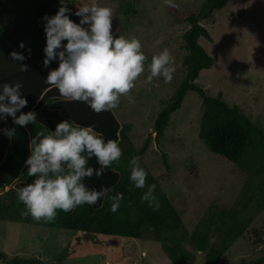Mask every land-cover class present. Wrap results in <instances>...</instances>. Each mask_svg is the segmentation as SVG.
Returning a JSON list of instances; mask_svg holds the SVG:
<instances>
[{
  "label": "rangeland",
  "instance_id": "374dc122",
  "mask_svg": "<svg viewBox=\"0 0 264 264\" xmlns=\"http://www.w3.org/2000/svg\"><path fill=\"white\" fill-rule=\"evenodd\" d=\"M123 1L134 11L120 12V0H96L112 8L113 34L136 37L146 56L145 71L112 110L120 124L129 125L121 158L130 160L128 146L137 149L148 139L144 152L136 156L138 164L152 174L188 231L209 210L225 209L227 216L232 214L230 220L243 228L214 264H250V260L264 257V174L257 167L245 171L209 151L198 139L203 105L195 91L183 96L179 108L170 114L163 133L154 140L153 119L184 74L182 34L189 24L171 14L163 0ZM91 2L71 0L69 6L74 11L79 3ZM175 3L179 8L196 9L200 0H175ZM54 4L47 7L50 15ZM3 9L0 1V25L6 29ZM73 17L78 22L79 18ZM200 24L207 29L211 40L199 37L198 42L212 57V64L200 70L195 81L210 95L220 93L229 105L237 106L264 130V0H228L209 18L200 20ZM164 48L174 58L173 78L165 83L162 77H154L148 83L145 81L149 74L147 64L152 55ZM176 233L181 244L192 251V264H209L206 251L192 250L180 230ZM210 233L209 242L218 245L219 237L215 232ZM0 251L7 259L32 257L48 264H172L148 232L139 238L82 234L1 219ZM7 259L0 257V264H14ZM259 264H264V260Z\"/></svg>",
  "mask_w": 264,
  "mask_h": 264
},
{
  "label": "trees",
  "instance_id": "16d2710c",
  "mask_svg": "<svg viewBox=\"0 0 264 264\" xmlns=\"http://www.w3.org/2000/svg\"><path fill=\"white\" fill-rule=\"evenodd\" d=\"M2 1L3 18L6 21V29L0 25V84L22 83L21 95L27 100V105L20 112L32 110L36 113V122L28 123L21 127L14 125L10 117L0 120V219L18 221L21 223H33L47 227L70 229L82 234L118 235L124 237L139 238L143 232H148L157 240L166 258L172 264H192L194 256L187 250L176 233L180 230L183 239H186L194 251H206L207 263L214 264L241 233L242 226L230 220L232 214L227 216L225 209H213L207 211L196 227L188 231L183 224L176 209L170 200L163 194L152 174L146 169L145 188L138 189L129 180L130 160L120 157L113 162L110 171L106 170L100 177L93 174L85 178L84 183L89 188L99 190L102 186L112 189V194L120 192L123 199L115 212L109 210L110 203L107 199H98L95 204L78 206L70 212L57 210L56 217L51 221L43 219L36 221L30 216H22L24 209L22 203L17 200V190L31 183L34 177L26 172L25 159L29 156V141L37 131L53 130L55 124L61 120H70L82 126H92L103 134L105 140L113 139L123 148V141L127 140L128 124H120L113 111L100 113L93 112L84 102L68 101L59 95L56 88L48 89L45 77L49 69L57 66L58 61H51L43 66V47L45 45L44 19L49 13L50 4L55 9L60 6V0H0ZM228 0H200L198 8L169 7L171 14L179 16L189 26L183 32L185 54L182 58L184 74L177 84L172 95L157 111L152 131L154 140L163 133L170 114L179 108L183 96L188 91H195L202 102L203 110L200 115L197 137L205 147L245 171H251L257 167L264 174V130L253 122L237 106L229 105L220 93L210 95L195 80L199 71L210 67L212 57L199 44L198 38L211 40L207 29L200 24V20L207 19L214 10L220 9ZM66 7L70 8L71 0ZM118 10L123 13H131L134 9L125 1L120 0ZM69 19L76 22L72 13H68ZM24 43V48L18 46ZM63 43V42H62ZM30 49V53L28 51ZM21 52L25 55L24 61H12L9 53ZM19 63L27 66L25 71H20ZM20 112L16 114L19 115ZM15 128V136L8 138L3 129ZM148 145L145 138L137 149L130 146L126 152L131 156L141 155ZM131 150V151H128ZM89 165L98 167L95 157L88 161ZM163 163L167 162L163 157ZM257 165V166H256ZM149 184H154V196L159 202V207L153 209L147 201L142 202L140 197L146 191ZM8 186L5 190L4 187ZM217 222L220 226L216 227ZM210 232H215L219 237L218 245L209 242ZM0 257L7 259L4 252L0 251ZM264 257H257L249 261L250 264H259ZM9 263L14 264H48L36 258H8Z\"/></svg>",
  "mask_w": 264,
  "mask_h": 264
},
{
  "label": "clouds",
  "instance_id": "9594fccd",
  "mask_svg": "<svg viewBox=\"0 0 264 264\" xmlns=\"http://www.w3.org/2000/svg\"><path fill=\"white\" fill-rule=\"evenodd\" d=\"M163 2L169 7L177 6L175 0ZM66 3L60 0L55 14L43 17L42 64L47 68L51 61H58L45 77L47 90L54 87L65 100L84 102L95 113L111 111L145 71L146 56L141 51V43L136 37L113 34L112 8L92 0L79 3L73 11ZM69 12L79 18L78 22L69 19ZM18 46L25 47L22 41ZM9 56L14 62L26 59L16 51H11ZM173 60L167 48L152 55L145 81L150 83L154 77H162L165 83L170 82L175 71ZM19 66L20 71L27 69L23 63ZM22 87L19 81L0 84V120L10 117L14 125L21 127L36 122L34 111L20 112L27 105L20 94ZM3 133L8 138L16 134L14 127L3 129ZM29 150L24 164L27 175L34 179L17 190V200L24 206L22 216L51 221L57 210L70 212L78 206L95 204L98 199H107L112 212L119 207L122 193L112 194L111 188L103 186L99 190L89 188L84 183L93 174L100 177L106 170H112L111 165L122 155L117 141L105 140L90 125L61 120L53 130L37 131L29 141ZM93 157L98 167L89 165ZM130 165L129 180L135 188L144 189L147 173L139 166L138 157L132 156ZM154 189L155 185L149 184L140 199L156 209L159 202Z\"/></svg>",
  "mask_w": 264,
  "mask_h": 264
}]
</instances>
